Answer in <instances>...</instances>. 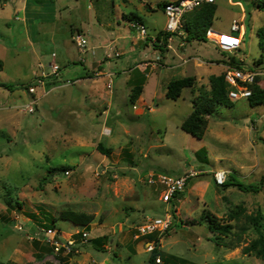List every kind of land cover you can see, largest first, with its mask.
Segmentation results:
<instances>
[{"label":"rangeland","instance_id":"rangeland-1","mask_svg":"<svg viewBox=\"0 0 264 264\" xmlns=\"http://www.w3.org/2000/svg\"><path fill=\"white\" fill-rule=\"evenodd\" d=\"M27 1L0 4V264H148L147 241L156 236L136 239V226L165 214L172 225L159 242L164 264H264L243 253L256 238L250 219L264 215V180L257 193L234 185L255 186L264 177V104L250 106L241 99L218 107L204 117L199 138L180 129L198 89L209 90V78L223 75L230 59L254 68L255 87L264 89V66L255 64L264 0H217L210 28L237 36L230 26L234 20L242 23L236 53L191 39L180 52L178 44L185 40L177 34H170L169 49H154L121 16L137 15L153 36L167 21L158 4L170 0H29L25 24ZM196 12L184 16L182 27ZM72 26L91 32L85 33V53L72 40ZM131 42L139 46L133 52ZM117 51L123 55L116 57ZM105 56L111 58L102 63ZM188 57L193 59L183 69H174ZM211 57V65L199 63ZM52 64L60 68L57 76L50 73ZM186 75L195 78L193 88H184L177 100L165 98L167 84ZM39 81L43 89L26 90ZM135 82L146 83L145 103L128 101ZM32 101L29 114L23 106ZM103 127L109 136L102 135ZM98 144L109 149L107 156ZM220 169L229 186L214 184L212 172ZM189 172L195 174L184 192L168 204L160 201L159 187L147 182L150 173ZM64 212L92 220L85 229L64 220ZM206 216L229 225L230 232L210 233ZM50 220L63 238L86 231L87 242L67 253L34 241L41 228L50 229ZM14 222L22 224L21 231ZM103 236L110 243L100 251L90 241Z\"/></svg>","mask_w":264,"mask_h":264},{"label":"built area","instance_id":"built-area-1","mask_svg":"<svg viewBox=\"0 0 264 264\" xmlns=\"http://www.w3.org/2000/svg\"><path fill=\"white\" fill-rule=\"evenodd\" d=\"M216 2L217 0H176L173 2H167L163 7V13L167 20L165 24V32L167 34L182 35V20L184 15L198 9L202 5L215 4ZM131 28L138 35L137 38L147 40V30L141 21H132ZM230 32L237 34V36L224 34L223 32L209 28L206 30L204 38L221 52L236 53L240 48L244 36L242 23L234 20L230 26ZM72 40L80 53H85L87 51V37L83 33H74ZM154 40H152V42H154ZM235 64L240 65V67L237 68L236 65L227 66L223 74L224 80L229 86L228 98L230 101L241 99L246 100L252 93L249 86L254 84L259 73L254 68L244 67L241 60L240 62L235 61ZM50 68L51 75L57 76L60 68L56 64L50 65ZM38 83V87L31 86L27 87L26 90L31 94H35L38 88L43 89L44 86L42 82L39 81ZM106 87L108 90L112 89L111 78H109ZM33 103L34 101L23 106L24 110L29 114L34 111L32 108ZM110 134V129L103 127L102 135L109 136ZM63 174L68 178L70 172L66 170ZM194 174L195 173L193 172H189L184 176L171 177L164 174L150 173L147 176V182L149 185L159 187L160 201L168 204L178 194L184 192L187 180L190 177H193ZM227 176V172L221 169L212 172L214 184L218 187H222L226 183ZM13 225L14 228L19 231L23 228L22 224L19 222H14ZM171 225L172 220L169 215L165 214L164 217L154 218L148 217L136 226L135 238L156 236V239L160 242L161 237L171 228ZM77 235H79V237H77ZM59 237H61L63 241H60L58 239ZM88 237L89 235L86 231H76L74 234H70L67 238H63L59 231L53 227L46 230L41 228L39 234L35 236V239L50 245L56 252L64 249L65 252L69 253L72 250L77 252V249L87 242ZM149 245V248L152 250L154 243H150ZM153 264H162V261L157 257Z\"/></svg>","mask_w":264,"mask_h":264},{"label":"trees","instance_id":"trees-1","mask_svg":"<svg viewBox=\"0 0 264 264\" xmlns=\"http://www.w3.org/2000/svg\"><path fill=\"white\" fill-rule=\"evenodd\" d=\"M1 2L2 0H0V4ZM166 3L167 2H161L158 4V6L163 9ZM215 10H216L215 4H208V5H202L198 9L190 12L193 13L197 11L196 14H194V16L192 17L190 26L189 27L187 26L186 28L188 34L192 33L191 39H196L198 41H205L204 38L205 32L207 29L210 28L212 24ZM134 19L138 20V18H134ZM256 34L258 37V47L261 50V54L257 62H255V64L264 66V24L257 29ZM169 38H170V34L159 32L157 34L155 41L152 42V46H154L159 50H162L163 48H167L166 42ZM159 43H161V45ZM227 63H229L230 65H236L235 60L233 59H230L229 61H227ZM236 67L238 68L240 67V65H236ZM256 80L257 78L255 79L254 84L249 86V89L251 90L252 93L251 96L248 99H246V101H248L250 106L264 104V89L258 90L255 87ZM194 84H195V78L190 76L173 79L167 84L164 96L169 100H177L181 96V92L184 88L192 89ZM142 86L143 83L139 84L135 82L134 87H132V89L130 90V93L128 95V101L131 104H134L135 101L138 99V97L141 95L143 91ZM3 87L8 89L10 88V86H6V85H3ZM209 87H210L209 90H206L204 87H200L198 89V94L195 97H193L191 100V104H192L191 113L180 124V129L192 137H196V138L200 137V131L204 123V117L206 115L213 114L220 106L227 107L232 105V102L228 98L229 86L224 80V75L211 76L209 78ZM97 150L103 155L107 156L109 154V149L104 148L101 144L97 145ZM202 151L203 150H201L200 152ZM202 158L205 159V155ZM63 170H67V169L63 168ZM263 180L264 177H262L260 182L255 186L252 184L245 186L240 182L234 183V185H236L241 191L257 193L260 191L261 186L263 185ZM229 185H230V179L227 180L222 187ZM62 218L64 220L70 221L71 223H74L75 225L83 226L85 227V229L88 228L89 223L92 220L91 216H87L85 214L76 213V212H64L62 214ZM205 219L207 220V228L210 233L215 234L217 236V235L228 234L230 232L231 227L229 225H220L217 222H215V220H213V218H211L210 216H206ZM50 222H51L50 225H47V227L50 226V228H53L54 221L50 220ZM250 222L253 231L256 234V238L243 249V253L253 254L256 258L264 261V215L258 213L256 216L250 219ZM77 237H79V235H77ZM34 241L39 242L37 240ZM152 241H154L153 242L154 247L150 251L148 264H153L154 260L157 257H159L160 260L162 261V264H164L159 241L156 238H154L152 240L148 239L147 242L151 243ZM90 242L94 248L102 251L103 249L102 246L105 243L109 244L110 238L103 236L101 238H94Z\"/></svg>","mask_w":264,"mask_h":264},{"label":"crops","instance_id":"crops-1","mask_svg":"<svg viewBox=\"0 0 264 264\" xmlns=\"http://www.w3.org/2000/svg\"><path fill=\"white\" fill-rule=\"evenodd\" d=\"M173 1H176V0H170V1H168V2H173ZM122 2H128V0H122ZM165 2V1H164ZM216 4V3H215ZM29 0L27 1V2H25V7L23 8V14L25 15V17L23 18V22L25 23V24H27L26 23V21H27V11H28V7H29ZM43 5H45V6H49V5H51V4H49V5H47L46 3L45 4H43ZM53 6V5H52ZM33 12H35V14L36 15H38L40 12H41V10L39 9V8H37V9H34V11ZM122 16V18H124V19H126L127 20V22H128V25H129V27H130V29L132 30V28H131V22L132 21H134V20H136V19H134V17L135 18H138V20L139 21H141L142 23H143V21L137 16V15H133V14H130V15H126V14H122L121 15ZM133 17V18H132ZM133 19V20H132ZM182 22H183V20H182ZM104 25V23H101V24H99L101 27H104L103 25ZM108 26H109V24H108ZM188 26V25H187ZM187 26H183V28H182V38L185 40V42H180L179 44H178V48L180 49V52H184V50H186V45H187V43H190L189 42V40L191 39V36H192V33L191 34H188V32H187V30H186V28H187ZM189 26H190V24H189ZM188 26V27H189ZM212 28V27H211ZM72 29H75L76 30V32H77V30L80 32V33H83L84 35H85V33H87V35H90V31H88L87 29H82V27H74V26H72V28H71V30H70V34L72 33L71 31H72ZM98 31V30H97ZM154 31V34H153V36H148L147 37V40L146 41H148V40H150V43L152 44V40H154V39H156V37H157V34L160 32V33H165L166 34V32H165V28H163V29H157V31H156V29H154L153 30ZM98 33L99 34H101V36H103V37H105V35H107L106 33H104V32H100V31H98ZM135 33V32H134ZM86 36V35H85ZM86 37H88V36H86ZM177 37H179V36H177ZM181 37H179V39H180ZM89 39V38H88ZM116 39H118L117 37H115V38H113V39H111L110 38V42L111 43H113ZM132 39H133V37H132ZM135 40H137L136 38H135ZM171 40H172V38L170 37L168 40H167V44H166V47L167 48H165V49H169L170 48V42H171ZM192 40V42H195V41H197V42H199L198 40H196V39H191ZM142 41H144V40H142ZM155 41V40H154ZM187 41V42H186ZM208 42V41H207ZM209 43V42H208ZM160 45H161V43H159ZM210 45H211V47H213V48H216L213 44H211V43H209ZM146 45V44H145ZM131 46H132V50L130 51V52H133V51H135L136 49L135 48H137V47H139L138 46V44L136 43V42H131ZM152 46V45H151ZM154 49H157V48H155L154 46H152ZM165 47V46H164ZM92 48H94V47H92ZM217 49V48H216ZM123 55V52H116L115 53V56L116 57H121ZM110 58L111 57H109V56H105V59L102 61V63H104L105 61H107V60H110ZM161 59V58H160ZM191 59H193V58H191V57H188L187 59H182V62L179 64V65H177V66H175L174 67V69L176 68H179V69H183V66L182 65H187L188 63H190V61L189 60H191ZM199 59L198 58H195L194 59V61H198ZM215 59H213L212 57L211 58H208V59H206L205 61H203L202 59L199 61V63H205L206 65H211L212 64V62L214 61ZM138 65V64H137ZM154 63L152 64V68L154 67ZM197 65H198V63H197ZM164 66V65H163ZM99 68H101L100 66H99ZM226 69V68H225ZM138 70V69H137ZM133 71H135V70H133ZM139 72H141L140 70H138ZM225 71V70H224ZM85 72V69H84V71H83V73ZM196 73H197V71H195ZM200 75V74H199ZM186 77H189V75L187 76L186 75ZM196 78H197V76H195ZM181 78H184V77H181ZM130 81H131V78H128V80L126 81L127 82V84L128 83H130ZM146 82V81H145ZM143 83V91H142V93L144 92V85L146 84V83ZM134 87V86H133ZM142 93H141V95H142ZM129 95V94H128ZM141 95L138 97V99L135 101V103H139V104H142V103H145L142 99H141ZM136 105H134V107H135Z\"/></svg>","mask_w":264,"mask_h":264}]
</instances>
